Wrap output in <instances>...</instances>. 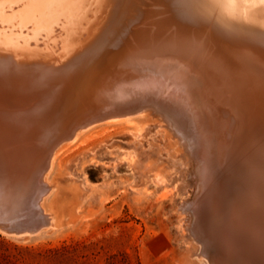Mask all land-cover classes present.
<instances>
[{
	"label": "bare ground",
	"instance_id": "obj_1",
	"mask_svg": "<svg viewBox=\"0 0 264 264\" xmlns=\"http://www.w3.org/2000/svg\"><path fill=\"white\" fill-rule=\"evenodd\" d=\"M88 1L0 0L2 59V49H26L62 29L61 47L72 46L92 20L98 34L66 70H0V211L6 200L18 208L27 193L10 188L34 179L43 189L33 197L38 208L21 216L43 217L30 232L49 226L44 176L62 152L91 127L151 109L195 164V192L181 207L197 257L264 264V31L255 27L264 24V2L113 0L99 20L100 0L92 19Z\"/></svg>",
	"mask_w": 264,
	"mask_h": 264
},
{
	"label": "rangeland",
	"instance_id": "obj_2",
	"mask_svg": "<svg viewBox=\"0 0 264 264\" xmlns=\"http://www.w3.org/2000/svg\"><path fill=\"white\" fill-rule=\"evenodd\" d=\"M88 2L92 19L98 8ZM98 2L100 20L111 1ZM62 32L37 42L57 47ZM145 111L91 127L62 152L44 176L41 206L52 223L35 232L0 227V264H208L197 257L181 207L195 192V164L177 137L157 126V113Z\"/></svg>",
	"mask_w": 264,
	"mask_h": 264
},
{
	"label": "water",
	"instance_id": "obj_3",
	"mask_svg": "<svg viewBox=\"0 0 264 264\" xmlns=\"http://www.w3.org/2000/svg\"><path fill=\"white\" fill-rule=\"evenodd\" d=\"M106 1L112 2L113 0H106ZM102 11L106 12L105 9H102ZM93 21L94 20L89 21L87 24L85 23L84 26L85 27L88 26L86 30L82 28L78 29L76 35L71 40L72 46H67L64 48L61 47L62 44H60L57 47L54 45V46H48L47 48V46H41L39 43L34 45L30 43V45L26 49L21 48L13 51L8 50L7 48L2 49L1 52L2 54H4L3 57L4 59L0 58V70L5 71V66L13 69V67H18L19 65H23V66L33 65L38 67L39 65H45L46 67H49V69H51L52 71L61 68H64L66 70L68 68L67 67L68 62H71L75 60L77 57H80L81 55L85 54L86 49L90 46V44H86V43L92 41L95 37L98 36L97 33H94L92 35L93 31L96 28V24H94ZM258 22L260 21L258 20ZM255 27H258L262 31H264V24L262 26H255ZM52 89H54L55 91V87ZM47 91L48 89L44 91V95H41V100L45 99L44 102H46L49 99L47 95L48 94ZM52 96L54 100L58 101V99H60V97H58L57 99L58 95L54 97L53 94ZM44 102L43 101L40 102L41 105ZM34 104H36V101L34 102ZM41 105L39 104V107ZM103 114H105V112ZM31 177L32 178H30L29 181L33 179V176ZM42 190L43 189L39 186V184H37V182L34 179L32 180V182H29V184L26 187L15 186L13 188H10V192H12L13 194L27 193V196L21 202L19 201L18 208L16 207L14 209L11 208L9 200L4 201V203L2 202L4 206L0 211V227L8 232H25L27 230L28 232H30L31 230L35 229L36 227L35 225H37L39 222H43L44 221L43 217L40 216L38 213H36L35 222H33V220L29 219V217L27 216H21V210H37L38 207L35 204H33V197L36 191L42 192ZM41 192L38 194H41ZM4 194L5 192L2 194V196ZM19 208L22 209L19 210ZM15 215H18V217L16 216L14 218Z\"/></svg>",
	"mask_w": 264,
	"mask_h": 264
},
{
	"label": "snow or ice",
	"instance_id": "obj_4",
	"mask_svg": "<svg viewBox=\"0 0 264 264\" xmlns=\"http://www.w3.org/2000/svg\"><path fill=\"white\" fill-rule=\"evenodd\" d=\"M262 2H264V0H262Z\"/></svg>",
	"mask_w": 264,
	"mask_h": 264
}]
</instances>
